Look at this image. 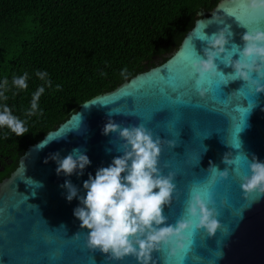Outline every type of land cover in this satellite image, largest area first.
<instances>
[{
  "label": "water",
  "instance_id": "95a60500",
  "mask_svg": "<svg viewBox=\"0 0 264 264\" xmlns=\"http://www.w3.org/2000/svg\"><path fill=\"white\" fill-rule=\"evenodd\" d=\"M234 10L245 24L231 15ZM212 16L222 23L204 28L203 22ZM196 17L162 63L84 101L65 121L27 146L16 167L0 181V264H136L132 257L108 261L107 254L86 247L87 230L80 228L73 215L79 201L73 198L68 202L66 190L60 187L70 180L79 190L78 196H84L82 186L89 174L94 177L99 168L122 155L116 151L121 143L116 134H102L109 119L121 127L143 123L154 139L165 141L158 167L164 175L175 173L176 185L172 203L163 210L169 224L188 219L186 201L193 187L202 189L211 179L209 161L220 171L229 169L228 179L217 180L211 187L221 227L209 238L203 230H195L197 221H193V228L184 234L185 250L170 257L167 264H264V196L257 200L253 193L245 199L240 188L242 177L249 175L242 157L255 156L264 162V93L256 94L255 88L242 80L230 81L233 69L225 66L224 56L215 61L224 75L206 76L199 87L191 69L207 46L204 34L211 36L228 27L233 36L225 45V56L231 55L232 44L243 48L241 37L247 30L264 31L260 19L264 13L247 12L232 0H220L207 12H197ZM188 73H192V84L180 97L160 91L168 82L183 85ZM252 78H256L254 74ZM199 90H205L206 96H199ZM111 110L119 114L109 116ZM167 141L177 146L171 149ZM75 148L91 162L79 177L75 173L57 176L54 161L43 163L51 154L58 152L64 158ZM226 153L235 161L232 166L222 162ZM24 195L29 196L28 201ZM77 233L78 237L72 238ZM168 250L161 246L160 252L152 253L155 264H164Z\"/></svg>",
  "mask_w": 264,
  "mask_h": 264
},
{
  "label": "trees",
  "instance_id": "16d2710c",
  "mask_svg": "<svg viewBox=\"0 0 264 264\" xmlns=\"http://www.w3.org/2000/svg\"><path fill=\"white\" fill-rule=\"evenodd\" d=\"M219 1L0 0V85L8 80L0 109L6 104L28 129L16 137L0 128V181L27 146L81 103L162 63L191 29L197 12H207ZM37 72L48 73L51 87ZM24 73L28 88L19 89L12 81ZM40 86L45 92L38 109L26 116Z\"/></svg>",
  "mask_w": 264,
  "mask_h": 264
},
{
  "label": "clouds",
  "instance_id": "9594fccd",
  "mask_svg": "<svg viewBox=\"0 0 264 264\" xmlns=\"http://www.w3.org/2000/svg\"><path fill=\"white\" fill-rule=\"evenodd\" d=\"M232 2L244 7L247 12L264 13V0H232ZM212 23H222V21L212 16L211 19L203 22L204 28ZM232 36L233 33L228 27L211 36L204 34L202 40L207 41V46L203 49L202 56L198 55L201 58L191 64L192 73L196 77L195 85L199 87L206 76L215 78L217 75H224L215 63L218 58L224 56L225 66L233 69L229 74L233 77L230 81L242 80L245 84L254 87L256 94L264 93V84L260 83L264 80V31L247 30L241 37L243 48L232 44L233 54L225 56L227 51L225 45L230 43ZM234 55H238L239 59L233 60ZM126 74L125 68L121 71V75L126 76ZM253 74L255 79L252 78ZM36 75L51 87L47 72H37ZM27 80L28 74L24 73L18 78L14 77L12 83L19 89H27ZM7 85V79L0 85V88L4 89L0 91V97L5 100ZM59 87L57 85V89ZM44 92V86H40L35 91L31 98V108L25 113L26 116L36 113L38 102ZM198 95L204 97L206 91L199 90ZM113 113L119 114L111 110L108 115L111 116ZM25 124L26 121L13 115L6 104L0 109V128L6 127L16 137H23L28 132ZM102 134L105 136L116 134L121 141L116 151L122 155L114 157L109 166L99 168L94 177L89 174L82 186L84 196H78L79 190L70 180H65L60 186L66 190L65 199L68 202L73 198L79 201V206L74 209L73 215L80 221V228L87 230L86 247L89 250H99L102 254H107L108 261L119 262L132 257L136 264H155L152 253L160 252L161 246L168 247L169 257H174L177 252L185 250L187 237L184 234L193 228V221H197L196 231L203 230L209 238L216 234L221 225L216 218L218 213L211 187L217 180L228 179L227 167L220 171L209 161L207 172L211 173V179L202 189L197 187L191 189L185 208L188 219L181 218L174 225L169 224L168 218L163 215V210L172 203L176 185L173 183L175 173L169 172L164 175L158 167L165 141L159 137L154 139L152 131L143 123L138 126L121 127L111 119L105 123ZM167 144L171 149L177 146L172 141H167ZM41 145L44 147L45 143ZM38 147L42 148L40 145ZM108 151L110 152L111 149ZM229 153L223 156L222 162L232 166L235 161L228 158ZM242 158L247 162L249 172V175L242 177L240 185L243 197L248 199L249 195L255 193L258 200L264 196V162L258 161L255 156L249 159L244 155ZM240 159L241 157H236V161ZM49 160L56 163L57 176L63 174L66 177L74 173L78 177L83 175L84 169L91 163L80 148L73 149L64 158H60L58 152L51 154L43 163L47 164ZM33 182L40 187L43 186L39 182ZM24 196L28 201L29 196ZM76 237L78 233L72 238ZM190 250L189 248L188 251Z\"/></svg>",
  "mask_w": 264,
  "mask_h": 264
},
{
  "label": "snow or ice",
  "instance_id": "6c2138e0",
  "mask_svg": "<svg viewBox=\"0 0 264 264\" xmlns=\"http://www.w3.org/2000/svg\"><path fill=\"white\" fill-rule=\"evenodd\" d=\"M238 10H234L231 15L235 16L236 20L240 23V24H245L243 23L241 17L237 14ZM260 19L262 21H264V17H260ZM226 59V57L224 58ZM192 84V73H188V77L185 80V82L183 83V85H177L174 82H168L165 84V87L162 88L160 91L166 95H168L169 97H173L171 93H176L175 97H180L181 94L184 92L185 89L189 88ZM169 256H164L163 260H164V264H167V260L169 259Z\"/></svg>",
  "mask_w": 264,
  "mask_h": 264
},
{
  "label": "flooded vegetation",
  "instance_id": "af4514ba",
  "mask_svg": "<svg viewBox=\"0 0 264 264\" xmlns=\"http://www.w3.org/2000/svg\"><path fill=\"white\" fill-rule=\"evenodd\" d=\"M2 171H3V168H2V166H0V173H2Z\"/></svg>",
  "mask_w": 264,
  "mask_h": 264
}]
</instances>
